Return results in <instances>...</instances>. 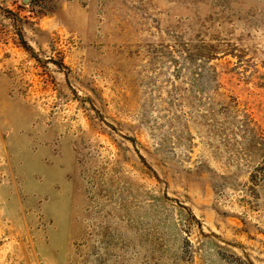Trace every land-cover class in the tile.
Listing matches in <instances>:
<instances>
[{
	"label": "rangeland",
	"instance_id": "1",
	"mask_svg": "<svg viewBox=\"0 0 264 264\" xmlns=\"http://www.w3.org/2000/svg\"><path fill=\"white\" fill-rule=\"evenodd\" d=\"M0 264H264V0H0Z\"/></svg>",
	"mask_w": 264,
	"mask_h": 264
}]
</instances>
